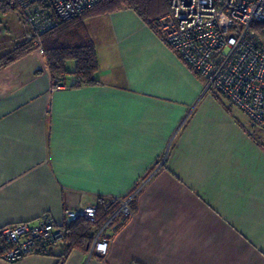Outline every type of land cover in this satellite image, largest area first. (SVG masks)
<instances>
[{"label": "crops", "instance_id": "crops-1", "mask_svg": "<svg viewBox=\"0 0 264 264\" xmlns=\"http://www.w3.org/2000/svg\"><path fill=\"white\" fill-rule=\"evenodd\" d=\"M83 26L96 83L56 88L41 47L0 68V229L43 214L60 225L66 209L137 186L132 214L86 250L58 242L0 264H264V129L133 8Z\"/></svg>", "mask_w": 264, "mask_h": 264}, {"label": "built area", "instance_id": "built-area-1", "mask_svg": "<svg viewBox=\"0 0 264 264\" xmlns=\"http://www.w3.org/2000/svg\"><path fill=\"white\" fill-rule=\"evenodd\" d=\"M1 1L23 20L21 38L39 44L34 39L38 34L59 21L82 15L102 0ZM166 4V13L157 19L159 38L207 89L225 97L251 123L264 129V45L252 26L264 22V0H166ZM129 201L130 197L110 196L103 206H116L114 216H130ZM79 216L94 220L96 205L78 211L66 209L60 225L43 214L34 224L20 222L1 228L8 249L0 259L15 262L29 254L46 253L50 246L64 242L63 224ZM107 248V240L96 238L93 251L104 255Z\"/></svg>", "mask_w": 264, "mask_h": 264}, {"label": "trees", "instance_id": "trees-1", "mask_svg": "<svg viewBox=\"0 0 264 264\" xmlns=\"http://www.w3.org/2000/svg\"><path fill=\"white\" fill-rule=\"evenodd\" d=\"M155 2L163 3L164 10L161 13H157ZM123 6L133 8L156 32L157 19L167 11L166 0H102L82 15L70 20L59 21L53 27L38 34L34 39L38 40L39 44H34L32 40L25 41L22 39L21 42L13 45L10 50L0 56V68L22 58L36 47H41L55 84L65 83L69 75L73 79L72 87L96 83L95 74L98 70V63L95 48L84 29L83 20L90 15L113 12ZM11 10L13 9L0 0V13L5 14ZM21 21L23 22V20ZM252 26L264 45V22L254 23ZM69 61L74 62V68L71 72L67 70ZM136 189L137 186L124 197H130ZM104 200L105 198H99L95 203L96 216L94 220L89 221L79 216L75 220L63 224L66 253L74 248L86 250L99 230L102 229V232L112 222L122 221L129 217L120 213L114 216L116 206L104 208ZM131 202L132 199L129 201L132 211ZM110 218L111 220L103 228ZM6 249H8V244L0 234V254ZM49 249L44 254H47Z\"/></svg>", "mask_w": 264, "mask_h": 264}, {"label": "rangeland", "instance_id": "rangeland-1", "mask_svg": "<svg viewBox=\"0 0 264 264\" xmlns=\"http://www.w3.org/2000/svg\"><path fill=\"white\" fill-rule=\"evenodd\" d=\"M18 20L20 18L13 10L5 14L0 13V56L21 42L23 27Z\"/></svg>", "mask_w": 264, "mask_h": 264}]
</instances>
